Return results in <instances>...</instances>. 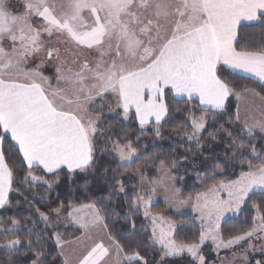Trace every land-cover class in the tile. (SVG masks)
<instances>
[{"label": "snow or ice", "instance_id": "6c2138e0", "mask_svg": "<svg viewBox=\"0 0 264 264\" xmlns=\"http://www.w3.org/2000/svg\"><path fill=\"white\" fill-rule=\"evenodd\" d=\"M242 22H255L264 28V0H18L17 5L11 0H0V210L7 213L13 207L11 194L23 196L21 188L14 185L43 184L51 189L62 175L70 183L80 176L83 183L79 187L84 192L92 184L100 190L107 186L111 189L107 199L124 192L119 169L140 158L138 146H134L125 129L116 131L115 126L106 123V116L123 121L134 119L141 130L151 124L155 137L160 138L162 122L186 112L192 131L184 132V136L189 142L195 141L198 150L193 153L195 159L197 154L203 155L205 144L201 134L211 114L217 127L207 134L211 138L208 147L219 143L220 132L229 141L222 162L219 154L215 158L205 156L202 161L213 174L234 166L237 158L244 157L248 150L264 157V151L257 152L251 142L238 141L239 133L234 135L217 119L226 114L225 101L230 96L239 100L253 91L248 88L236 91L229 83L232 73H244L264 82V48L252 51L237 47ZM57 44L72 45L64 49L71 55L81 49L96 55L93 61L85 59L78 70L65 69L66 61L61 58ZM46 65L54 69V76L44 75L42 69ZM226 69L230 70L228 77L223 75ZM53 78L55 86L51 83ZM180 103L185 105L183 109L174 107ZM197 108L200 115H196ZM235 120L240 121L239 108ZM227 123H233L231 117ZM256 129L264 139V121L243 122L241 130L251 141ZM5 136L13 142L10 146L22 165L19 171L24 174L19 180V172L11 166L3 147ZM261 149L264 150V144ZM105 157L111 160L105 163ZM189 162L186 156L171 161L159 159L157 171H171ZM239 163L242 166L244 160ZM36 170L51 174L54 179L45 180L44 175L34 174ZM141 181L129 206V215L124 217L130 224V231L125 234L131 241L127 246L130 250L108 233L115 249L114 264H148L141 247L159 253L156 264H206L201 252L206 241H211L217 252L248 241L243 250L244 264H248L249 250L261 253L255 264H264V244L251 243V238L260 239L258 234L264 233V214L258 206L253 205L257 217L251 229L228 239L221 232V221L227 213L238 212L250 194L258 191L264 195V160L256 167L249 161L248 171H241L237 179L213 184L196 193L189 206L199 213L198 242L177 240V226L152 212L156 189L143 186V174ZM220 192L227 193V199ZM23 199L31 203L27 196ZM99 199L103 201L106 197ZM65 208L72 209L68 216L86 231L98 225L108 227L103 223V209L95 202L79 207L61 202L52 211L58 217ZM83 209L90 210L87 220L76 215ZM34 210L45 228L52 225L48 213L39 208ZM141 211L151 221V234L136 239L138 233L132 216ZM20 224L12 216L0 218V237L4 240L0 247L9 253L26 249L23 255H31L30 264H46L43 230L28 228L24 235L34 236L35 241L31 238L25 241L15 235ZM53 236L61 250L59 255L64 257L63 264H69L63 251L68 242L59 233L54 232ZM185 254L191 259H182ZM109 256L110 247L101 241L83 255L79 264H101Z\"/></svg>", "mask_w": 264, "mask_h": 264}, {"label": "trees", "instance_id": "16d2710c", "mask_svg": "<svg viewBox=\"0 0 264 264\" xmlns=\"http://www.w3.org/2000/svg\"><path fill=\"white\" fill-rule=\"evenodd\" d=\"M238 48L257 51L264 48V28H262L258 23L254 24H242L238 29ZM229 70H225L224 77L229 76ZM229 83L233 85L236 91H241L244 88L253 90L258 96L264 98V84L258 82L252 77L232 73ZM170 103H172L170 101ZM174 107H179L183 109L185 105L183 103L174 104ZM235 108L236 103L233 98H228L225 103V112L217 117L220 123H224L225 127L234 133H239L237 140H243L245 144L249 142L255 144L257 152L264 151L261 149V145L264 144V139H261L259 133L256 134L254 138L249 141V138L242 132V125L235 120ZM196 115H200L199 109H195ZM229 117L232 118L233 123H227ZM106 123H111L115 126L116 131L120 129H125L134 142V146H138L139 156L138 160H135L130 165H126L119 169L121 175L119 179L125 185L124 192L115 193L111 199H107L109 189L107 186L103 187V190L98 189L95 184L89 186V191L84 192L82 188L79 187L83 183L80 176H77L74 182H69L67 177L61 176L59 183L54 184L51 189H48L46 185H14V187H20L23 192V196H27L31 203H26L23 196H18L15 193L11 194L10 199L12 200L13 207L9 208L7 213L0 210V218H7L12 216L17 220L21 221L20 231L15 235H18L22 240H27L31 238L35 241V237H26L24 233L28 228H33L34 230H43L42 235L46 241L45 252L48 253L46 256V264L51 261L52 264H63L62 258L59 255L58 248L56 247L53 239V233H59L63 241H72L81 236V230L75 227H47L45 228L44 222L39 218L38 213L35 212V208H39L41 211L48 213L50 218L54 217L53 209L60 206L61 202L67 205L71 202L74 205H85L95 202L97 207L103 209L101 215L104 216V223L108 225L106 231L107 235L110 233L115 239L120 240L122 244L126 246V250H130L127 246L131 241L125 238V234L130 231V224L124 217L129 215V206L134 199L135 190H137L138 179L136 177L137 173L143 174L148 179H157L158 171L157 167L159 164V159H166L171 161L173 159H178L182 157H188L189 163H181L178 168L167 171L174 179L176 187L179 189V193L182 198H192L196 196V193L206 191L208 187L213 184H219L220 182H228L230 180H235L239 177L241 171H248V162L253 164V167L258 166L264 157L256 156L251 153L250 150L246 152L244 157H238L234 166L228 167L223 173L216 172L213 174L212 170L207 167L206 163H202L205 156L215 158L217 154L220 155L222 162L223 154L225 151V145L229 143L226 140V134L223 132L217 133L219 143H214L211 148L208 147V141L211 139L208 137L209 131H215L217 125L212 121L211 114L208 115V123L206 125V130L201 134L204 138L205 147L202 150L203 155L197 154L195 159H193V153H197L195 146V141L189 142L184 136V132H191L192 128L187 119V113L181 111L173 115L166 122H162L163 127L161 129L162 136L160 138L155 137L153 132V125L149 124L145 129L141 130L139 128L138 122L134 119L131 121H123L122 119H116L111 116L105 117ZM123 134H121L122 139ZM137 137L139 138L137 140ZM115 138V137H114ZM12 142L9 137L5 136L3 139V147L6 152L7 158L11 166L18 170L19 175L17 179L24 173L20 172L22 165L16 157V152L14 147L10 145ZM174 150V151H173ZM231 155V152L228 153ZM243 159L244 164L241 166L239 160ZM111 160L110 157H105L104 161L107 163ZM195 164L194 168L192 165ZM116 162L112 163V167L115 168ZM200 176H197V173ZM36 175H44L39 170H36ZM183 177V179H181ZM45 180H53L54 177L51 174L44 175ZM106 197L103 201L99 197ZM19 201V203H17ZM256 205L260 208L261 213L264 214V195L259 192L252 195L246 200L240 209L236 217L228 218L221 224V232L225 239L230 236L241 234L253 227V221L257 213V209L253 207ZM153 211L160 213H167L172 220L177 222V230L175 236L177 240H185L186 242H198L199 232L201 227L194 222L190 214L184 215L182 217H173L171 213L166 212L164 207L157 203L152 206ZM69 208L61 210L60 216L66 217L68 215ZM132 219L136 222V231L139 239L140 236H150V232L144 223L140 212L133 214ZM35 222V223H33ZM12 234H9L11 238ZM4 243L2 237H0V245ZM156 248V247H155ZM157 249V248H156ZM22 249L20 252L9 253L5 248L0 247V264H20L21 261L25 264H30L31 255L24 256ZM140 251L145 255L148 260V264H156L159 259V253L153 248L141 247ZM204 256L206 257V262L213 259V254L208 247L204 249ZM182 259H191L188 256H184Z\"/></svg>", "mask_w": 264, "mask_h": 264}, {"label": "rangeland", "instance_id": "374dc122", "mask_svg": "<svg viewBox=\"0 0 264 264\" xmlns=\"http://www.w3.org/2000/svg\"><path fill=\"white\" fill-rule=\"evenodd\" d=\"M18 0H11L13 5H17ZM17 10H19L17 8ZM56 46L60 47L61 49V58L66 61L64 65L65 69L67 67H71L74 70H78L80 64L85 60L93 61L95 57L94 52H90L86 49H81L76 55H71L64 51L65 48H71L72 45L70 44H57ZM75 52L76 50L73 49ZM73 60L76 62L73 63ZM44 75L46 76H54V69L45 66L42 69ZM258 80L257 78H255ZM259 81V80H258ZM260 83L264 84V82L259 81ZM52 85H56V80L53 78L51 81ZM229 98H233V100L237 103V107L239 108V115L240 121H237L241 125L243 122H247L249 124L255 123L256 121H264V98L258 96L255 92L250 91L246 94H243L241 99L237 100L235 96H230ZM147 127V126H146ZM256 132L259 133V129H256ZM260 134V133H259ZM136 177L138 179V186L137 190L141 187V174L137 173ZM227 183V182H224ZM143 186L144 187H154L156 189V193L154 195V204H161L164 207L166 212L172 214L173 217H182L184 215L190 214L195 223L201 226V221L199 219V213L192 211L191 207L189 206L190 203L194 200L195 196L192 198H182L179 189L176 187L172 176L165 170V171H158L157 179L150 180L146 176L143 175ZM174 190H178V192L174 195ZM258 192V191H257ZM219 195L227 199V193L220 192ZM74 205V204H73ZM152 205V206H153ZM79 207L80 205H75ZM243 205H241L242 208ZM179 208V211H177ZM240 208V209H241ZM72 211L69 208V212ZM240 211V210H239ZM238 212H229L225 215L224 219L221 221H225L228 218L236 217ZM89 209H83L81 213L76 215L84 216L85 220L89 219ZM166 217L168 220L172 221L176 226L178 225L177 222L172 220V218L167 213H160L155 212ZM54 213V212H53ZM141 217L146 224L149 232L151 229V221L149 219H145L143 217V212H140ZM257 217V213L255 218ZM52 225L51 227L59 228V227H75L81 230V236L72 241H66L64 245L63 251L65 256L69 260V264H79V260L90 250L91 247L95 245V243L103 242L106 247H110V256L106 257L101 264H114L115 261V249L111 247V242L108 240L107 231L103 228L102 225H98L96 227H90L87 231L80 227V224L76 223L71 217L68 215L66 217H61L60 215L57 217L54 213V217L51 218ZM259 220L256 219L255 223L259 224ZM104 223V222H103ZM151 234V232H150ZM260 239H257L256 236L251 238V243L259 246L260 244H264V233H259ZM91 237L90 239L88 237ZM54 239V236H53ZM228 239V238H227ZM199 241V240H198ZM248 241H243L239 245H234L230 249H219L218 252L213 250V245L211 241H206L205 244L202 246L201 252L204 255L205 247H208L211 253L213 254V259L206 264H244L243 261V250L247 248ZM158 249L159 245H155ZM60 253V249L58 248ZM187 256V254H185ZM248 264H255V260L261 258V253L259 251H248ZM62 261L64 257H61Z\"/></svg>", "mask_w": 264, "mask_h": 264}, {"label": "crops", "instance_id": "0c3cea01", "mask_svg": "<svg viewBox=\"0 0 264 264\" xmlns=\"http://www.w3.org/2000/svg\"><path fill=\"white\" fill-rule=\"evenodd\" d=\"M255 22H242V24H254ZM230 71V70H229ZM240 74H243V75H245L244 73H240ZM253 79H255V77H252ZM256 80V79H255ZM258 81V80H257ZM259 82V81H258ZM228 100V99H227ZM226 100V101H227ZM226 101H225V103H226ZM236 103V102H235ZM238 105H237V103H236V108H235V115H236V113H237V109H238V107H237ZM8 137V136H7ZM9 139H10V137H9ZM13 143V142H12Z\"/></svg>", "mask_w": 264, "mask_h": 264}]
</instances>
